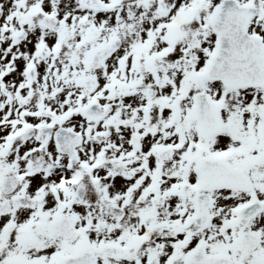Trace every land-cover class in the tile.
<instances>
[{
    "label": "snow or ice",
    "instance_id": "6c2138e0",
    "mask_svg": "<svg viewBox=\"0 0 264 264\" xmlns=\"http://www.w3.org/2000/svg\"><path fill=\"white\" fill-rule=\"evenodd\" d=\"M0 264H264V0H0Z\"/></svg>",
    "mask_w": 264,
    "mask_h": 264
}]
</instances>
